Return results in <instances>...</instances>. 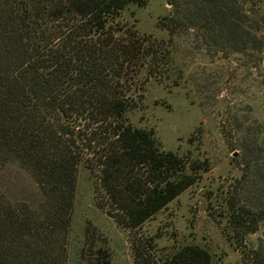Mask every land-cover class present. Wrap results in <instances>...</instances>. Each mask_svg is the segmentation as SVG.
<instances>
[{"label":"trees","instance_id":"trees-1","mask_svg":"<svg viewBox=\"0 0 264 264\" xmlns=\"http://www.w3.org/2000/svg\"><path fill=\"white\" fill-rule=\"evenodd\" d=\"M165 1L172 13L158 24L167 39L123 23L130 5L147 0H0V173L17 164L40 197L38 207L13 201L0 185V264H69L82 165L96 179L101 208L130 230L209 170L207 160L164 150L155 130L136 127L128 113L150 81L180 85L179 37L194 35L219 53L262 51L263 21L248 9L255 0ZM223 134L242 169L224 216L243 264H264V123L236 119ZM259 232L254 248L248 240ZM133 251L136 264H215L197 245L164 258L141 244Z\"/></svg>","mask_w":264,"mask_h":264},{"label":"rangeland","instance_id":"rangeland-1","mask_svg":"<svg viewBox=\"0 0 264 264\" xmlns=\"http://www.w3.org/2000/svg\"><path fill=\"white\" fill-rule=\"evenodd\" d=\"M250 8L264 26V0H255ZM171 13L167 1L147 0L142 7L130 5L123 23L141 35L167 39L158 22ZM173 56L174 66L183 73L180 85L150 81L128 118L136 127L154 129L164 150L207 160L210 168L142 228L130 230L101 208L96 179L82 165L69 234V264H136L133 246L139 244L154 258L197 245L212 253L215 264H243L239 242L224 216L227 195L242 175L240 154L228 144L223 127L230 130L236 119L264 123V49L219 53L191 35L178 38ZM0 185L11 200L38 207L39 190L30 173L17 164H8L0 173ZM261 234L251 235L249 245L256 248Z\"/></svg>","mask_w":264,"mask_h":264}]
</instances>
